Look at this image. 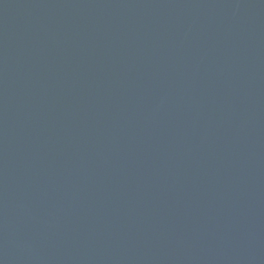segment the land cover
<instances>
[{"label": "water", "instance_id": "95a60500", "mask_svg": "<svg viewBox=\"0 0 264 264\" xmlns=\"http://www.w3.org/2000/svg\"><path fill=\"white\" fill-rule=\"evenodd\" d=\"M0 264H264V0H0Z\"/></svg>", "mask_w": 264, "mask_h": 264}]
</instances>
